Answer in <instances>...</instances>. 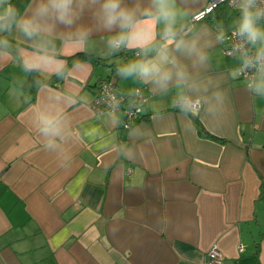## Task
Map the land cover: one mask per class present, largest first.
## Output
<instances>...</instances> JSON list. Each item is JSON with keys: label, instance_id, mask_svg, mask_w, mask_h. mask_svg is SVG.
<instances>
[{"label": "crops", "instance_id": "1", "mask_svg": "<svg viewBox=\"0 0 264 264\" xmlns=\"http://www.w3.org/2000/svg\"><path fill=\"white\" fill-rule=\"evenodd\" d=\"M210 1L177 0L184 31ZM35 2L28 0L22 15ZM137 3L143 8L148 0H124L129 8ZM224 11L215 8L183 33L198 40L203 63L170 49L201 86L190 95L223 93L215 116L203 102L199 116L182 113L173 106L181 90L173 85L164 91L121 76L119 67L143 58L129 56L140 49L114 50L103 31L82 45L56 38L64 69L77 54L92 59L71 65L60 83L41 84L32 97L22 88L32 42L15 28L0 34L9 41L0 45V264H203L213 245L224 264H264V96L239 78L237 57L222 54L239 16ZM90 16L86 11L79 23L93 26ZM141 23L154 40L163 28L150 18ZM109 77L118 93L141 87L148 96L129 130L120 126L123 114L97 115L89 107ZM52 103L68 124L58 147L46 149L33 117Z\"/></svg>", "mask_w": 264, "mask_h": 264}, {"label": "clouds", "instance_id": "2", "mask_svg": "<svg viewBox=\"0 0 264 264\" xmlns=\"http://www.w3.org/2000/svg\"><path fill=\"white\" fill-rule=\"evenodd\" d=\"M229 3L239 12L234 28L237 43L233 46V54L240 62L237 72L245 77L246 88L252 94L264 96V26L260 24L264 20V0H229ZM86 11L91 14L93 26L79 23ZM142 18L163 24L162 43H155L154 34L142 25ZM182 18L183 9L177 0H148L143 8L139 3L129 8L124 0H36L26 15L21 14L12 0H0V34L15 28L32 42L34 52L24 60L28 70H52L62 75L66 61L58 59L55 39L61 38L65 45H82L95 32L103 31L111 34L108 43L112 48L140 49L137 55L143 58L119 67L121 76L136 77L164 91L173 85L181 89L173 106L182 113L199 116L203 102L208 105L206 111L215 116L223 106V93L216 91L209 99L190 95L201 86L170 51L182 52L200 63L206 60L196 38H183ZM60 28L66 31L60 32ZM223 35L221 32L220 37ZM0 45L8 46L9 41L0 36ZM33 119L44 137V147H58L57 141L64 138L68 124L63 108L58 103L39 107Z\"/></svg>", "mask_w": 264, "mask_h": 264}, {"label": "built area", "instance_id": "3", "mask_svg": "<svg viewBox=\"0 0 264 264\" xmlns=\"http://www.w3.org/2000/svg\"><path fill=\"white\" fill-rule=\"evenodd\" d=\"M236 2H238V0H236ZM220 5H225L232 10L235 9L230 5L229 0H211L202 11L192 15L184 32L189 33L198 22L203 20L208 14H210L215 8ZM260 24L264 25V20H261ZM223 39L226 43V46L222 49L223 56L226 58L236 57L233 54V46L237 43V37L235 36L234 28L231 29ZM113 49L115 50V48ZM138 52H140V50H133L129 53V56L140 58L141 55H137ZM238 68L239 64L237 69ZM238 76L245 82V77L243 75L238 74ZM147 101L148 96L144 94L143 88H136L130 95L118 93L116 90L115 79L109 77L99 81L95 90V97L89 107L93 111V113L97 115L105 113L115 115L119 113L123 114V119L120 122V126L123 130H129L141 118L142 109ZM237 250L239 253H242L244 251V246L239 244L237 246ZM223 261V253L217 245H213L208 250L206 259L203 261V264H224Z\"/></svg>", "mask_w": 264, "mask_h": 264}, {"label": "trees", "instance_id": "4", "mask_svg": "<svg viewBox=\"0 0 264 264\" xmlns=\"http://www.w3.org/2000/svg\"><path fill=\"white\" fill-rule=\"evenodd\" d=\"M12 2L20 10V12L22 14L23 10L25 9V7L28 3V0H12ZM219 7L223 8V10H226V11H224L225 14L226 13L228 14L230 12V10H232L225 5H220V6H218V8ZM154 41L156 44H159L161 42V35L160 34L157 35V38ZM10 50L14 55H17V51H16V48L14 46H11ZM84 59H92V56L86 55V54H77L75 56H72V57L68 58L67 66L63 70L62 75L54 74L48 78H44L38 72H36V70H33V69L27 70V79H26L25 83L22 85V88L33 97L35 95L37 88L41 84L56 85L57 83H60L62 81L63 77L66 75L68 67H70L71 65H73V64H75L81 60H84ZM193 118L195 120V123L197 125L199 132L204 133L203 127L195 119V117H193Z\"/></svg>", "mask_w": 264, "mask_h": 264}]
</instances>
